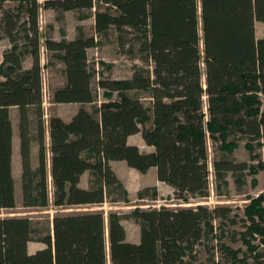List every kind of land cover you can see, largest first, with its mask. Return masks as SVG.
Masks as SVG:
<instances>
[{
  "label": "trees",
  "instance_id": "1",
  "mask_svg": "<svg viewBox=\"0 0 264 264\" xmlns=\"http://www.w3.org/2000/svg\"><path fill=\"white\" fill-rule=\"evenodd\" d=\"M42 10L58 19L67 11L77 21L92 18L97 38L78 25L72 39L61 31L59 40L41 41ZM256 22L263 25L258 39ZM111 31L118 52L143 65H133L127 78L101 75L98 102L87 50ZM0 34L10 44L0 63V209L16 206L11 107L18 111L24 208L128 203L110 161L140 173L154 167L175 200L206 196L210 143L227 155L211 162L218 181L225 183L227 172L236 180L246 169L264 173V0H0ZM41 47L63 66L64 81L49 90V103L79 105L67 121L55 114L44 120ZM137 133L151 151L127 142ZM241 140L254 165L229 158ZM85 171L88 188L79 186ZM123 220L138 226L137 243L126 240ZM238 222L253 262L264 264V186L241 215L204 205L112 211L106 219L100 212L57 213L44 228L25 216L2 217L0 264H248L226 245L223 228ZM31 241L44 246L30 253Z\"/></svg>",
  "mask_w": 264,
  "mask_h": 264
},
{
  "label": "rangeland",
  "instance_id": "2",
  "mask_svg": "<svg viewBox=\"0 0 264 264\" xmlns=\"http://www.w3.org/2000/svg\"><path fill=\"white\" fill-rule=\"evenodd\" d=\"M75 17L74 12L67 11L63 13L62 19H58L55 11L42 10L39 18L41 41H43L45 37L53 40H59L61 38V31L64 32L67 39H72L77 35L76 27L78 25L83 27L85 34L96 37L92 18H88L84 21H77ZM262 30L263 25L260 22H256L255 35L257 39L262 36ZM114 40L115 34L111 31L106 40H101V44L99 46L89 48L87 50L89 66L95 69L91 84L93 90L97 93L98 102L103 100V91L97 89V81L101 75L113 79L127 78L132 72L133 65H143L138 58H130L127 55L120 54ZM7 45H9L7 39L2 37L0 34V59L1 51H3V48L7 47ZM30 60V58L26 57L24 59V63L28 65ZM101 63L106 64V66L108 65V67L103 66ZM40 65L44 93V120H47L48 116L51 114H60L61 116L68 117L71 110H73L76 106L51 105L48 100L49 90L55 86L61 85L64 80L62 73L63 66L61 62L53 57L51 52L46 51L44 48H40ZM141 96L144 103L148 104L146 93L142 92ZM260 97L262 101V109L264 110V95H261ZM86 107L90 109L89 105ZM244 145V140L238 141L237 147L229 155V158H232L235 161H245L248 165H254L257 162V159L250 156L251 154L247 149H245ZM32 147L36 155L37 145L35 142L32 143ZM140 150L144 152L146 147L142 144ZM253 154L262 156L261 148L255 147ZM223 156L227 157V155L217 149V145L211 143L209 144V186L206 196L194 197L189 199L187 202L175 200L173 198V190H170L162 184H159L160 186L157 187L154 186V183L156 184V177L153 173L154 170L150 169L145 173L139 172L140 174H135V176L130 173H124L123 177L126 178V181L129 183L128 186L131 187L129 188L130 193L128 194V203H110L105 201L99 205L75 206L65 209H58L52 205H49L46 208L22 207L20 198V176L17 174L14 167L13 178L15 182L16 206L11 209H0V218L25 216L33 222L39 223L40 227L44 228L48 227L53 216L57 213L100 212L106 219L108 213L112 211L126 213L135 208L158 209L161 207L177 208L204 205L209 208L215 206H230L236 213L241 215L243 207L249 203L250 199L257 197L260 193H262L264 186V173L262 171L252 173L246 169L240 174L238 180H236L231 172H227L224 178L225 183H222L215 178L211 162L212 160L220 159ZM139 191L144 195L143 198H138ZM122 224L130 237L137 234L138 227L131 220H123ZM223 229L225 231L226 245L234 250H237L238 257L246 259L248 264H256L253 262L252 257L247 252L246 247L241 242L240 237L237 234L238 231H241L240 222L234 226L228 225ZM255 243H258V241L256 240ZM39 246H41V243L31 241L28 243V250L32 252ZM261 250L262 248L260 247L259 251Z\"/></svg>",
  "mask_w": 264,
  "mask_h": 264
},
{
  "label": "crops",
  "instance_id": "3",
  "mask_svg": "<svg viewBox=\"0 0 264 264\" xmlns=\"http://www.w3.org/2000/svg\"><path fill=\"white\" fill-rule=\"evenodd\" d=\"M8 44H9V42H8ZM9 48H10V44L7 45V47H4L3 51H1L0 63L2 62L3 53L6 52L7 50H9ZM27 58H29V57H27ZM30 66H31V60L29 61L28 65H26L23 62V67L24 68H29ZM1 79H3V78L0 75V80ZM51 105H56V106H59V105L76 106L73 110H71V113H70V115L68 117H64V116H61L60 114H57L59 117H61L63 120H66V121L69 120L75 114L77 109L79 108L78 104H51ZM9 116H10L11 127H12V159H11L12 175H13V170H14V167H15V171L20 176V174H21V161H20V154H19V139H18V111H17L16 107H11L9 109ZM16 130H17V135H16ZM136 136H138V137H136ZM46 140L48 141V135L47 134H46ZM127 142L129 144L136 145L139 149H140L141 145L143 144L146 147V150L144 152H148V151L152 150L151 147L146 146L144 144L140 133H137V134L129 136L127 138ZM31 165L33 167H36V165H37V151H36V155H35V151H34L32 146H31ZM109 165H110L111 169L115 172V174L118 177V179L122 182V184L124 185L125 189L127 190L128 194H129L130 193V189L129 188H131V187L128 186L129 183L126 181V178L123 177L124 173H130L133 176H135V174H140V173L137 170L128 167L124 161H110ZM150 169L154 170L153 173H154V175L156 177L155 168L153 167V168H150ZM89 179H90L89 172L88 171L83 172V174L80 176L79 186L82 187V188H88L89 187ZM159 184H162L163 186L168 187L170 190H173L171 187H169L168 185H166L163 182L158 181L157 178H156V184L154 183V186H156V187L160 186ZM125 235H126V240L127 241L133 242V243H137L139 241V228H138L137 234L135 236L130 237L128 232L126 231V229H125ZM43 246L44 245L41 244V246L35 248L32 252H34L37 249L42 248ZM32 252H30V253H32Z\"/></svg>",
  "mask_w": 264,
  "mask_h": 264
},
{
  "label": "built area",
  "instance_id": "4",
  "mask_svg": "<svg viewBox=\"0 0 264 264\" xmlns=\"http://www.w3.org/2000/svg\"><path fill=\"white\" fill-rule=\"evenodd\" d=\"M41 49H43V47H41Z\"/></svg>",
  "mask_w": 264,
  "mask_h": 264
}]
</instances>
